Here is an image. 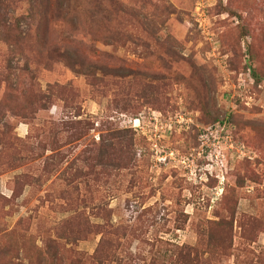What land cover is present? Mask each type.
Segmentation results:
<instances>
[{
  "label": "rangeland",
  "instance_id": "374dc122",
  "mask_svg": "<svg viewBox=\"0 0 264 264\" xmlns=\"http://www.w3.org/2000/svg\"><path fill=\"white\" fill-rule=\"evenodd\" d=\"M71 2L0 7V264H264V0Z\"/></svg>",
  "mask_w": 264,
  "mask_h": 264
},
{
  "label": "trees",
  "instance_id": "16d2710c",
  "mask_svg": "<svg viewBox=\"0 0 264 264\" xmlns=\"http://www.w3.org/2000/svg\"><path fill=\"white\" fill-rule=\"evenodd\" d=\"M5 0H0V7L3 5ZM40 6L41 9H39V12L36 13L34 16L39 19H42L43 21H48V18H65L67 16H71L73 9L71 0H40ZM72 21V19H70ZM40 26V23L38 24ZM4 32L9 34V31H12L11 28L4 26ZM46 46V44L44 45ZM49 53V52H48ZM56 59V58H55ZM54 59H49V62ZM36 96V95H35ZM39 102V101H38ZM70 125H66V127H69ZM103 239V237H101ZM101 241V240H100ZM105 241L99 242L98 249L96 252H98L101 247L104 245ZM103 253V252H101Z\"/></svg>",
  "mask_w": 264,
  "mask_h": 264
}]
</instances>
